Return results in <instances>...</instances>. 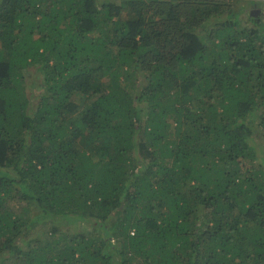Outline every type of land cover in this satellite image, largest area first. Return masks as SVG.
I'll return each mask as SVG.
<instances>
[{
	"label": "trees",
	"instance_id": "1",
	"mask_svg": "<svg viewBox=\"0 0 264 264\" xmlns=\"http://www.w3.org/2000/svg\"><path fill=\"white\" fill-rule=\"evenodd\" d=\"M230 3L0 0V264H264V11Z\"/></svg>",
	"mask_w": 264,
	"mask_h": 264
},
{
	"label": "rangeland",
	"instance_id": "2",
	"mask_svg": "<svg viewBox=\"0 0 264 264\" xmlns=\"http://www.w3.org/2000/svg\"><path fill=\"white\" fill-rule=\"evenodd\" d=\"M100 1H104V0H100ZM109 1L119 3L120 0H109ZM230 4H231L232 8H234V10H242L244 8L240 17L243 20V22H245V23H247V11L252 12V13H257V14H260L261 11H264V0H260L259 2L255 1V0H231ZM29 76L33 77L34 75L30 74ZM38 96H39V92L37 94L33 95L34 100ZM71 99L78 100V94L74 93L71 96ZM70 115H71V113H70ZM250 138H251V141L254 140L259 147L262 146L260 149H261V151L264 152V133H262V132L254 133L252 135V137H250ZM142 155L145 156L146 154L142 153ZM20 205L24 206V202H20ZM15 210H19V207L15 206ZM81 226L82 227L79 228L78 226H74V225L69 226V224H67V223L63 224V225L60 224V231H62L61 233H63V234L69 233V235L72 237L74 235V233L79 232L80 230L86 231L87 228L85 229L83 225H81ZM48 227H49V224L42 226V229H40L38 227L37 228L33 227L31 230H29L27 232V235H25V232L23 234H21V237H18V240L16 239V242L20 244V247L22 249H25V247L27 245L26 241L28 239H34V237H38L40 235V233L45 234L46 230H47V232H49ZM88 230H90V229H88ZM32 232H34V234ZM40 236L44 237L45 235H40ZM1 260H2L1 263L16 264V258L14 256H7V255L3 254L1 256ZM134 262H137V261H134Z\"/></svg>",
	"mask_w": 264,
	"mask_h": 264
},
{
	"label": "water",
	"instance_id": "3",
	"mask_svg": "<svg viewBox=\"0 0 264 264\" xmlns=\"http://www.w3.org/2000/svg\"><path fill=\"white\" fill-rule=\"evenodd\" d=\"M251 14H257V13H252V12H251Z\"/></svg>",
	"mask_w": 264,
	"mask_h": 264
}]
</instances>
